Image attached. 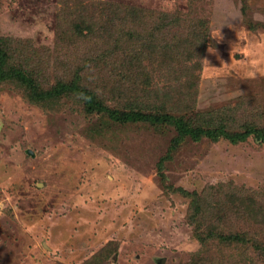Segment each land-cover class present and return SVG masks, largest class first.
<instances>
[{
    "label": "rangeland",
    "instance_id": "rangeland-1",
    "mask_svg": "<svg viewBox=\"0 0 264 264\" xmlns=\"http://www.w3.org/2000/svg\"><path fill=\"white\" fill-rule=\"evenodd\" d=\"M0 35L42 87L264 128V0H0ZM27 91L0 80V264H264L255 133L175 143L173 124Z\"/></svg>",
    "mask_w": 264,
    "mask_h": 264
},
{
    "label": "trees",
    "instance_id": "trees-1",
    "mask_svg": "<svg viewBox=\"0 0 264 264\" xmlns=\"http://www.w3.org/2000/svg\"><path fill=\"white\" fill-rule=\"evenodd\" d=\"M167 20L172 22L171 16H165ZM174 22V21H173ZM192 28V27H191ZM200 28V30H199ZM208 23L199 21L193 30L189 33L194 36L195 41H201L205 38L208 30ZM12 40L10 37L0 35V80H15L25 86L28 90L29 99L36 104H42L44 106L50 104L56 98H61L66 94H75L83 100L87 111L99 113H108L112 120L116 122L125 123L133 120H149L152 123H169L173 124L178 130V138L175 140L180 142L181 138L191 136L194 139L202 138L203 135H208L213 138H218L222 135L228 136L233 141L236 139H244L249 133H255L256 137L264 142V128L261 127H248L245 132H231L226 126L216 124L209 115L198 114L190 116L176 115L170 111L163 112H152L145 111L142 107L129 106L128 110H119L117 108H111L104 102L101 103L94 91L87 87L78 85L75 81H59L57 84L51 87H42L41 84L34 78L29 77V73L17 65L11 63V47ZM223 242H231L236 240L238 237H230L223 235Z\"/></svg>",
    "mask_w": 264,
    "mask_h": 264
}]
</instances>
